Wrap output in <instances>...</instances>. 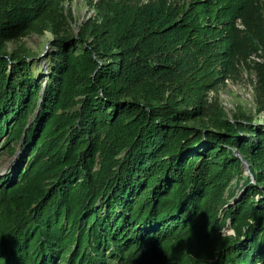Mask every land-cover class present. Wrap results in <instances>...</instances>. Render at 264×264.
<instances>
[{"label":"trees","instance_id":"1","mask_svg":"<svg viewBox=\"0 0 264 264\" xmlns=\"http://www.w3.org/2000/svg\"><path fill=\"white\" fill-rule=\"evenodd\" d=\"M58 2L0 0V264H264V122L206 101L262 55L264 0L109 5L41 77L2 50Z\"/></svg>","mask_w":264,"mask_h":264},{"label":"rangeland","instance_id":"2","mask_svg":"<svg viewBox=\"0 0 264 264\" xmlns=\"http://www.w3.org/2000/svg\"><path fill=\"white\" fill-rule=\"evenodd\" d=\"M150 1L155 0H59L51 18L38 30L7 41L2 52L30 58L39 67V76L43 77L49 72L48 57L56 51L53 45L56 39L81 38L84 28L102 22V17L109 5L145 4ZM169 1L181 3L184 0ZM261 53L262 55L252 54L247 61H244L236 74L230 75L217 88L209 90L206 96L208 104L219 105L230 119L247 114L253 121L264 122V94L257 88L259 80L254 68L255 61H264V51ZM204 120L191 123L196 127L206 128L203 123L206 124L209 118L204 116ZM19 160L20 150L12 154L5 145L0 146V174L9 172ZM244 171L245 176L250 175L248 167ZM226 231L230 234L234 233L230 228Z\"/></svg>","mask_w":264,"mask_h":264},{"label":"water","instance_id":"3","mask_svg":"<svg viewBox=\"0 0 264 264\" xmlns=\"http://www.w3.org/2000/svg\"><path fill=\"white\" fill-rule=\"evenodd\" d=\"M249 168V167H248ZM250 169V168H249Z\"/></svg>","mask_w":264,"mask_h":264}]
</instances>
